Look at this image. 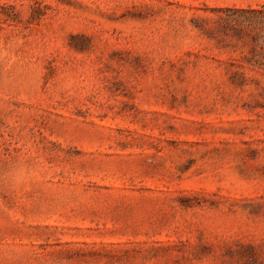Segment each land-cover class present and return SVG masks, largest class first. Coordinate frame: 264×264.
I'll return each mask as SVG.
<instances>
[{"label":"rangeland","instance_id":"1","mask_svg":"<svg viewBox=\"0 0 264 264\" xmlns=\"http://www.w3.org/2000/svg\"><path fill=\"white\" fill-rule=\"evenodd\" d=\"M259 6L0 0V264H264V89L217 12Z\"/></svg>","mask_w":264,"mask_h":264},{"label":"trees","instance_id":"2","mask_svg":"<svg viewBox=\"0 0 264 264\" xmlns=\"http://www.w3.org/2000/svg\"><path fill=\"white\" fill-rule=\"evenodd\" d=\"M217 12L223 14L219 17L218 27L222 41L226 42L229 48L242 49L236 67H246L254 72L258 78L249 80L250 84L255 88L264 89V6L224 9ZM230 80L235 87L248 84V80L240 72H233Z\"/></svg>","mask_w":264,"mask_h":264},{"label":"clouds","instance_id":"3","mask_svg":"<svg viewBox=\"0 0 264 264\" xmlns=\"http://www.w3.org/2000/svg\"><path fill=\"white\" fill-rule=\"evenodd\" d=\"M29 171L28 169H19L17 168L14 173H13V179L16 181V182H19V183H23L25 180H27L29 178Z\"/></svg>","mask_w":264,"mask_h":264}]
</instances>
